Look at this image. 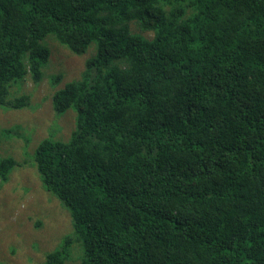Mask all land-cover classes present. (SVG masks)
Wrapping results in <instances>:
<instances>
[{"label":"trees","instance_id":"trees-1","mask_svg":"<svg viewBox=\"0 0 264 264\" xmlns=\"http://www.w3.org/2000/svg\"><path fill=\"white\" fill-rule=\"evenodd\" d=\"M54 43L86 56L30 154L72 226L39 264H264V0H0L1 109Z\"/></svg>","mask_w":264,"mask_h":264},{"label":"rangeland","instance_id":"rangeland-1","mask_svg":"<svg viewBox=\"0 0 264 264\" xmlns=\"http://www.w3.org/2000/svg\"><path fill=\"white\" fill-rule=\"evenodd\" d=\"M85 56L54 43L49 66L43 69L45 75L40 81H31L26 76L21 82L30 97L28 106L0 108V159L10 156L16 161L8 179L0 182V264H39L46 252L72 231L68 209L44 188L30 154L44 137L60 140L68 137L74 114L53 111L51 95L56 87L50 75L61 72L57 88L74 80L84 67ZM6 129L11 130L4 133ZM78 255L79 249L74 244L66 264H78Z\"/></svg>","mask_w":264,"mask_h":264}]
</instances>
